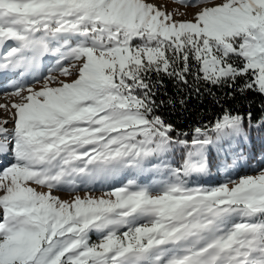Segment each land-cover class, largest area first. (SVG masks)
<instances>
[{
    "label": "snow or ice",
    "instance_id": "6c2138e0",
    "mask_svg": "<svg viewBox=\"0 0 264 264\" xmlns=\"http://www.w3.org/2000/svg\"><path fill=\"white\" fill-rule=\"evenodd\" d=\"M172 2L0 0V264H264V0Z\"/></svg>",
    "mask_w": 264,
    "mask_h": 264
},
{
    "label": "trees",
    "instance_id": "16d2710c",
    "mask_svg": "<svg viewBox=\"0 0 264 264\" xmlns=\"http://www.w3.org/2000/svg\"><path fill=\"white\" fill-rule=\"evenodd\" d=\"M52 66L54 67V65ZM44 68H46L45 65ZM46 70L48 69L46 68ZM167 92H168V96L162 98L164 99H167L168 97L175 98L174 96L175 89L172 88L171 85H168ZM217 95H219V93H217ZM250 99H254V98L250 97ZM258 102L259 101L256 100V103ZM230 103L233 104V106H238L242 108L246 104V101L237 98L236 101H232ZM217 111H218V106L214 105L212 98L208 97L207 95L198 98L195 94H193L192 98L188 101L185 107H181L179 105H176L175 107L172 106L161 107V109L159 110V114H161L167 122L172 123L179 130L191 131V129H193L198 124L210 119ZM261 151L262 149L259 143H257L255 145V153L257 154V161L259 159V153ZM241 164L243 165L244 162L242 161ZM255 164L256 161H254L253 164L249 166V168L242 167L241 170L237 173V175L251 174L250 167H254ZM223 180H224V176L221 173V174H214L213 178H210L208 182L209 185L211 186L217 183L218 181H223ZM96 188L97 191L91 194L99 196L101 194L102 189H100L99 185H97ZM93 239H95V236H93Z\"/></svg>",
    "mask_w": 264,
    "mask_h": 264
},
{
    "label": "rangeland",
    "instance_id": "374dc122",
    "mask_svg": "<svg viewBox=\"0 0 264 264\" xmlns=\"http://www.w3.org/2000/svg\"><path fill=\"white\" fill-rule=\"evenodd\" d=\"M150 2L160 6L161 10H163L165 12H174L176 10H179V12L188 13V15L190 16L191 12L194 11V9L185 8L180 4L173 3L172 0H150ZM177 18L185 19L188 17L187 16H178ZM44 64L47 65L46 67H49L51 64V61L49 59L48 60L46 59ZM10 75L11 74H9L7 78L5 77L3 80L0 81V104L7 105L9 108L11 107L12 103L18 102L17 97L7 95L8 93H11L13 91L14 84H15V82H14V83H11V85L7 86L8 82L13 81ZM40 75L47 76V75H49V72L43 71ZM52 75H56V73L53 72ZM24 83L28 86L34 85V87L38 89L41 86V84L43 83V80L41 79L40 83H36L33 80V78L29 76L25 79ZM0 119H9L10 120V114L7 113L4 108H0ZM7 126L11 127L12 125H11V123H9ZM53 194L60 196L61 199H69L70 200L71 196L75 195L76 193L71 194V193L54 192ZM79 194L84 195L82 193H79Z\"/></svg>",
    "mask_w": 264,
    "mask_h": 264
}]
</instances>
